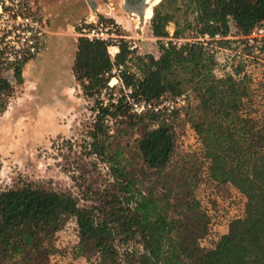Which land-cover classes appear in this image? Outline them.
<instances>
[{
  "label": "trees",
  "instance_id": "obj_1",
  "mask_svg": "<svg viewBox=\"0 0 264 264\" xmlns=\"http://www.w3.org/2000/svg\"><path fill=\"white\" fill-rule=\"evenodd\" d=\"M231 19L237 34H250L264 22V0H161L151 19L159 56L139 53L123 37L113 41L118 51L112 56L108 48L111 42L78 37L73 73L83 93L96 101L88 154L110 163L116 192L108 194L103 206L88 207L81 206L71 193L39 182L1 190L0 264H20L26 246L53 238L70 218L79 243L96 244L98 254L90 264H264V106L242 64L233 74L214 75V40L197 39L228 36ZM99 23L115 25L102 16ZM170 23L175 24V37L190 30L195 38L164 43L161 39L169 37ZM93 25L83 24L78 30ZM114 29L120 34L117 27ZM219 43L231 45L229 40ZM260 52L264 53V47ZM246 53H255L254 47L247 45ZM29 61L16 65L17 82L23 81V69ZM1 69L0 107L5 108L13 87ZM114 77L131 89L127 96L134 101H156L166 93L195 94V102L183 111L208 154L209 172L218 181L233 183L246 197L244 215L231 220L213 247L200 248L199 239L208 230L205 218L200 226L188 227V233H179L184 223L171 218L169 201L142 189L116 155L108 152V121L119 116L129 123L157 124L138 141L148 168L165 169L176 149L174 127L162 114L130 113L126 95L110 104L99 99ZM81 249L79 245L77 255L82 254Z\"/></svg>",
  "mask_w": 264,
  "mask_h": 264
},
{
  "label": "rangeland",
  "instance_id": "obj_2",
  "mask_svg": "<svg viewBox=\"0 0 264 264\" xmlns=\"http://www.w3.org/2000/svg\"><path fill=\"white\" fill-rule=\"evenodd\" d=\"M67 1L38 0L48 22L46 48L32 59L31 66H25L21 83L11 78L13 91L5 108L0 107V191L39 182L71 193L81 206H103L108 194L116 192V185L110 163L88 154L96 101L83 93L73 73L74 44L80 36L78 28L85 21L99 20L101 16L112 19L113 27L120 30L118 38L128 40L141 54L159 56V42L152 33L151 19L154 7L161 0L149 1L152 15L147 17V7L143 23L136 12L125 10L124 0H96L93 5L82 0L76 10L68 6ZM168 30L172 32L169 37L160 38L164 43L174 40L184 43L196 36L194 31L188 30L175 37L174 23L168 25ZM260 39L254 37L250 42L245 35L231 32L226 37L219 35L207 41L214 40L216 50L213 74L221 77L225 70H234L241 63L264 106V53L260 52L264 42ZM221 40H229L231 45L219 43ZM247 45H252L255 53L248 55ZM115 49L110 50L115 53ZM109 86L99 97L105 104L115 103L126 95L130 113L153 112L168 119L176 133V149L165 169L148 168L140 155L138 141L146 130L157 124L129 123L119 116L108 121L111 135L106 142L108 152L116 155L142 189L152 190L169 201L171 218L184 223L179 233H188V227L200 226L205 218L208 230L199 239L200 248L213 247L227 232L231 220L244 215L246 197L233 183L218 181L209 172L208 154L183 111L189 103L195 102V94L185 92L186 105L172 111L164 107L159 112L147 108L138 113L132 109L134 101L127 96L128 88L115 78ZM172 97L166 93L162 98ZM72 219L53 238L26 246L20 264H90L89 260L98 254L96 244L93 241L79 243ZM79 245H82L81 255H77ZM134 246L142 249L140 245Z\"/></svg>",
  "mask_w": 264,
  "mask_h": 264
},
{
  "label": "built area",
  "instance_id": "obj_3",
  "mask_svg": "<svg viewBox=\"0 0 264 264\" xmlns=\"http://www.w3.org/2000/svg\"><path fill=\"white\" fill-rule=\"evenodd\" d=\"M85 24H94L83 27L80 35L97 38L111 42L108 46L112 56L116 54L117 46L113 43L118 38L113 25L104 26L99 20L85 21ZM231 32L236 34V25L230 20ZM81 26H83L81 24ZM48 35L47 17L43 13L38 0H0V67L2 76L11 82L15 78L16 65L25 60H32L46 47ZM219 36V35H216ZM248 41L253 42L254 37H260L264 42V22L254 27L252 32L245 35ZM200 40L207 41L208 35L200 36ZM191 41V40H190ZM174 43H182L174 40ZM167 44V43H166ZM111 48H116L115 53ZM225 73H234V70H225ZM116 81L119 80L114 77ZM120 82V81H119ZM131 93V89H127ZM186 94L176 95L172 98H161L155 101H134L133 111L141 113L147 108L159 112L164 107L169 111L182 107L187 103Z\"/></svg>",
  "mask_w": 264,
  "mask_h": 264
},
{
  "label": "water",
  "instance_id": "obj_4",
  "mask_svg": "<svg viewBox=\"0 0 264 264\" xmlns=\"http://www.w3.org/2000/svg\"><path fill=\"white\" fill-rule=\"evenodd\" d=\"M148 6H149V0H136V1L124 0V4H123L125 10L131 13L136 12L139 15L140 21L142 23L145 22L146 9Z\"/></svg>",
  "mask_w": 264,
  "mask_h": 264
},
{
  "label": "crops",
  "instance_id": "obj_5",
  "mask_svg": "<svg viewBox=\"0 0 264 264\" xmlns=\"http://www.w3.org/2000/svg\"><path fill=\"white\" fill-rule=\"evenodd\" d=\"M66 1H67V0H66ZM81 1H82V0H77V1L73 0V2H75V3H72V2H71L70 4H69V2L67 1V5L70 6L72 9L76 10V8H78V5H80V4L83 2V1H82V2H81ZM95 1H96V0H87V2H89V4H91V5H93V4L95 3ZM72 13H75V12H72ZM170 33H172V32H170ZM45 48H46V47H45ZM45 48H44V49H45ZM76 49H77V41H76V43L74 44V50H73V51H74V53H73L74 56H75V53H76ZM117 51H118V47H117ZM73 60H74V59H73ZM31 62H32V60H30V61L28 62V65L31 66V64H30Z\"/></svg>",
  "mask_w": 264,
  "mask_h": 264
},
{
  "label": "bare ground",
  "instance_id": "obj_6",
  "mask_svg": "<svg viewBox=\"0 0 264 264\" xmlns=\"http://www.w3.org/2000/svg\"><path fill=\"white\" fill-rule=\"evenodd\" d=\"M150 1V0H149ZM152 2L156 3L158 2L159 0H151ZM151 3V2H150ZM151 6V5H150ZM152 15V7H148V10H147V17H151ZM117 52V50H116Z\"/></svg>",
  "mask_w": 264,
  "mask_h": 264
},
{
  "label": "flooded vegetation",
  "instance_id": "obj_7",
  "mask_svg": "<svg viewBox=\"0 0 264 264\" xmlns=\"http://www.w3.org/2000/svg\"><path fill=\"white\" fill-rule=\"evenodd\" d=\"M131 1H136V0H131ZM137 7H138V6H137ZM137 7H136V8H137ZM137 9H138V8H137ZM136 14H137V13H136Z\"/></svg>",
  "mask_w": 264,
  "mask_h": 264
}]
</instances>
